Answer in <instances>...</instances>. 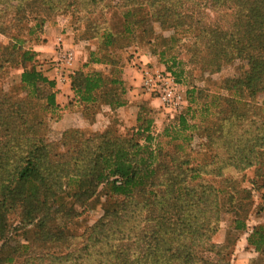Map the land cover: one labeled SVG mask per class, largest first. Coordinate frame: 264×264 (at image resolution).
<instances>
[{
  "label": "trees",
  "instance_id": "trees-1",
  "mask_svg": "<svg viewBox=\"0 0 264 264\" xmlns=\"http://www.w3.org/2000/svg\"><path fill=\"white\" fill-rule=\"evenodd\" d=\"M56 1L0 0V5L15 4L11 5L10 20L8 12L0 13V31L21 28L26 22H35L36 28L44 26L46 18L40 14H55ZM105 1L90 3L96 7ZM117 1L134 6L136 11H128L126 17L132 19L139 13L140 27L162 18L161 27L173 32L175 56L165 60L162 53L159 62L179 84L187 64L215 73L239 59L246 62L248 71L244 79L232 84L236 94L246 91L255 96L264 90V0ZM180 39L190 43L178 47ZM25 43L14 38L8 46L0 44V75L8 66L22 67L20 87L25 92L17 101L0 95V264L19 260L22 264H230V243L218 245L214 238L224 214L236 211V206L241 210L243 205L238 206L231 194L232 205L227 210L224 193L203 179L211 175L222 178V170L192 166L184 146L191 140L185 136L192 129L187 122L189 113L180 116L178 128L165 130V137L171 139L170 152L156 146L151 133L154 118H147L152 110L144 104L137 117L138 127L131 134H117L112 126L90 139L77 130L68 132L63 145L71 159L54 163L51 145L41 134L45 118L39 114L43 110L37 112L33 104L41 105L43 85L54 89L56 82L38 71L33 64L37 54L23 51ZM113 43L109 35L103 44L109 48ZM89 58L91 67L117 64L114 58L103 60L96 52ZM71 84L86 117L96 118L105 107L118 112L128 104L126 84L109 80L103 71H79ZM46 99L48 109L56 106V94ZM187 101L196 103L194 92H187ZM178 138H183V143L174 146ZM255 148L264 149V144L257 141ZM235 152L243 154L239 163L231 164L237 170L254 167L250 154L240 148ZM94 181L96 186H104L111 201L82 243L73 245L54 223L59 218L68 220L66 197L87 204L95 196L98 187H92ZM68 187L76 192L62 197ZM13 212L19 214L20 229L33 228L32 240L14 247L9 240L17 231L9 223ZM236 224L239 230L246 228L241 220ZM248 243L259 256L254 264H264V227L256 228ZM53 249L58 252L52 253Z\"/></svg>",
  "mask_w": 264,
  "mask_h": 264
},
{
  "label": "rangeland",
  "instance_id": "rangeland-1",
  "mask_svg": "<svg viewBox=\"0 0 264 264\" xmlns=\"http://www.w3.org/2000/svg\"><path fill=\"white\" fill-rule=\"evenodd\" d=\"M56 2L58 10L55 14H40L46 18L44 26L36 28L35 22H26L21 28L2 30L0 44L8 46L14 38L26 41L23 51H34L37 56L33 64L38 71H42L50 80L56 82L54 89L48 85L41 87L43 101L40 102L41 105L34 103L33 106L37 112L40 108L43 110L39 114L45 118L41 134L51 145V161L66 163L71 159L68 147L63 145L64 136L68 132L77 130L83 133L86 139H90L103 134L110 126L120 135L131 134L132 129L138 127L135 115L131 116L130 111L128 117L119 111L110 114L111 124L107 118L86 117L83 106L74 99L71 90L74 74L79 71L85 74L103 71L109 80H122L127 70L141 57L150 55L157 59L158 64L164 66L160 63V55L164 53V59L171 60L175 52L171 42L173 32L161 27L163 19H152L145 27H140L139 13L132 19H127V12L136 10L125 1L106 0L96 7L92 6L90 0ZM11 5L15 4L0 5V13L8 12L6 18L9 20L12 15ZM30 29L33 31L30 32ZM109 35L112 36L114 43L107 48L103 43ZM187 43H190V40L180 39L178 47ZM67 51L74 54L71 66H66L62 57ZM91 52H96L103 60L114 58L113 61L117 64L112 67L104 65L91 67L87 65ZM186 62L189 63V60L186 59ZM144 63L137 64L141 76L145 68L159 69L157 64ZM185 69L181 75V84L187 92H194L196 103L188 104L182 114H170L161 105L157 107L150 105L152 114L147 115V118L149 116L154 118L151 133L156 139V146L162 147L165 153L170 152L171 139L165 137V130L173 131L178 128L180 116L189 113L187 122L192 129H188L185 136H189L191 140L184 146L192 160V166L201 164L207 165L209 170L215 172L222 170V178L211 175L203 179L224 193L227 210L232 205L229 198L231 194L238 206L241 203L243 205L241 210L236 206L234 207L236 211L224 214L214 242L218 245L230 243V264H254L259 256L249 245L248 239L256 228L264 227V149H254L257 141L261 145L264 144V90L255 96L246 91L240 95L236 94L232 84L244 79L248 71L246 62L239 59L215 73L203 72L200 66L191 64H187ZM23 71L22 67L6 68L0 75V95L7 94L14 101L23 98L25 92L20 87ZM50 94H56V106L48 109L46 98ZM139 96L142 97L139 99L140 112V107L149 104L151 97L144 92L142 86ZM172 137L175 138L176 134H172ZM70 141L71 139L68 142ZM182 143L183 138L173 141L174 146H180ZM245 145L246 148H243ZM239 148L250 154L251 157L248 158H251V163L254 164L253 168L245 172H240L231 165L239 163L243 156L242 152H235ZM96 185L97 182L94 181L92 187H98ZM74 192H76L74 187H68L64 196L63 194L61 196H71ZM108 193L104 186H99L95 196L87 204H79L66 197L68 207L65 211L69 215L68 220L59 218L54 224L64 230L70 243L81 244L85 234L104 217L106 206L111 201ZM237 220L245 222L246 228L237 229ZM9 223L13 230L17 228L9 237L10 246L26 244L28 240H32L33 228L20 229L19 214L13 212L9 217ZM51 252L57 253L58 250L53 249ZM14 264L22 262L19 260Z\"/></svg>",
  "mask_w": 264,
  "mask_h": 264
},
{
  "label": "built area",
  "instance_id": "built-area-1",
  "mask_svg": "<svg viewBox=\"0 0 264 264\" xmlns=\"http://www.w3.org/2000/svg\"><path fill=\"white\" fill-rule=\"evenodd\" d=\"M62 57L66 66L73 64V52L67 51ZM142 88L148 96L158 100L161 107L170 114H182L188 106L186 88L166 69L145 68L142 74Z\"/></svg>",
  "mask_w": 264,
  "mask_h": 264
},
{
  "label": "crops",
  "instance_id": "crops-1",
  "mask_svg": "<svg viewBox=\"0 0 264 264\" xmlns=\"http://www.w3.org/2000/svg\"><path fill=\"white\" fill-rule=\"evenodd\" d=\"M141 62L157 64L159 69H165L164 66L158 64L157 59L152 56H143L140 60H137L128 70L127 73L124 74L122 81L126 84L128 88V104L119 110L123 116L128 117L129 111L132 112L131 116L135 115V120L137 122V117L139 115V99L142 97L139 96L140 94V87L142 86V76L140 74V70L137 67V64ZM146 97V96H145ZM147 98V97H146ZM144 98L146 101L148 99ZM149 105L160 106V102L158 100L151 99ZM106 112V113H105ZM103 113V114H102ZM110 114H114V111L110 107H105L103 111L99 112L96 116L97 119L99 117L110 119ZM112 123L110 119V124ZM128 123V122H127Z\"/></svg>",
  "mask_w": 264,
  "mask_h": 264
}]
</instances>
